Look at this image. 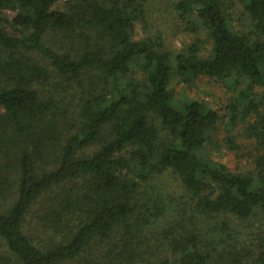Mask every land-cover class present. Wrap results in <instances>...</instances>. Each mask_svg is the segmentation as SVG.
<instances>
[{
    "label": "trees",
    "instance_id": "trees-1",
    "mask_svg": "<svg viewBox=\"0 0 264 264\" xmlns=\"http://www.w3.org/2000/svg\"><path fill=\"white\" fill-rule=\"evenodd\" d=\"M198 79L221 113L175 95ZM258 86L264 0H0V264H264ZM221 123L253 141L251 172L209 158Z\"/></svg>",
    "mask_w": 264,
    "mask_h": 264
},
{
    "label": "rangeland",
    "instance_id": "rangeland-1",
    "mask_svg": "<svg viewBox=\"0 0 264 264\" xmlns=\"http://www.w3.org/2000/svg\"><path fill=\"white\" fill-rule=\"evenodd\" d=\"M237 3V1H236ZM6 20L11 23L12 19L14 18L15 14L12 12H4ZM228 14H233V17H231V25L234 28H239L245 23V18L240 19L239 14V5H237L235 8H231L228 11ZM170 21L169 18L166 17V20L162 21L163 29L167 30V35H165V43L166 45L171 48L172 50H177L182 48V44H185L188 39H191V36L188 34L180 33L173 35L171 32L173 31V26L169 25ZM3 28L9 33L13 34L12 28L8 25V23L3 24ZM138 36L141 35V30L138 28L137 30ZM175 95L177 97H181L183 95H186L187 97L191 99H195L201 103H204L206 106L210 107L211 109L217 110L219 113H221V109L223 105H225L228 102V95L226 91L223 89L222 86L219 84H213V82H210L206 79H198L193 82L191 85H185V84H178L174 86ZM264 90V86H258L257 93L261 94ZM217 138L214 139V141L217 143V147L210 148V145H207V151L209 154V158L211 160L218 162L219 164L225 166L231 171L237 172V173H246L251 172L255 169V161L257 156L256 151L254 150V144L252 140H249L247 137L243 135L242 127L233 128L226 126L225 124L221 123L219 125V130L217 134L215 135ZM228 136H233L234 138V146L235 148L229 149L226 138ZM170 185L178 190V180L172 176V174H168L165 177ZM30 222L33 221V217L29 219ZM235 225L237 226V229L241 232H243L245 229H247L251 223H243L239 221H234ZM255 228L253 231L247 233L244 235V241L248 240L251 233H257V229L259 225H254ZM106 245L96 241L92 246L91 249L86 251L83 255L84 262H97L99 261L101 254L103 251H106ZM82 258V259H83ZM77 259L75 262L70 264H78L80 261Z\"/></svg>",
    "mask_w": 264,
    "mask_h": 264
}]
</instances>
